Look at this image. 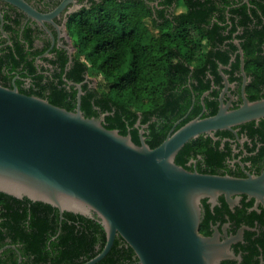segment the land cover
I'll return each instance as SVG.
<instances>
[{
	"label": "water",
	"instance_id": "1",
	"mask_svg": "<svg viewBox=\"0 0 264 264\" xmlns=\"http://www.w3.org/2000/svg\"><path fill=\"white\" fill-rule=\"evenodd\" d=\"M0 1L39 24L74 5V0H64L54 14L42 16L22 0ZM75 12L76 7L69 11ZM77 89L76 108L69 112L0 86V193L48 205L60 221L63 213L95 220L105 244L84 264L102 261L116 237L138 264H219L228 250L217 236L199 234L200 202L220 195L229 199L247 182L192 174L177 166L175 158L200 135L264 117V101L245 102L234 112L221 105L215 117L188 122L151 149L143 131L136 145L130 134L106 129L104 115L85 118L83 93Z\"/></svg>",
	"mask_w": 264,
	"mask_h": 264
},
{
	"label": "flooded vegetation",
	"instance_id": "2",
	"mask_svg": "<svg viewBox=\"0 0 264 264\" xmlns=\"http://www.w3.org/2000/svg\"><path fill=\"white\" fill-rule=\"evenodd\" d=\"M22 1L38 14L49 16L64 0ZM211 1L218 9L211 15V23L220 18L224 23L219 24L214 43L202 42V54L210 57L201 68L190 66L181 84L173 86V93L185 100L187 107L184 115L172 123L166 137L186 120L188 123L215 117L221 105L227 107L226 112H234L245 102L264 101V0ZM159 2H150L155 4L150 7L164 11ZM101 3L102 0H74V5H66L50 22L39 24L0 1V60L9 57V68L0 70V86L46 101L60 93L69 104H73V98L76 101L77 86L83 93L81 98L96 95L90 74L76 73V41L69 25L74 15ZM74 7L76 12L70 14ZM176 7L165 9V14H178ZM142 119V114H138L136 123ZM155 121L154 116L150 117L137 129L135 123L133 130L149 136L148 125ZM185 146L177 154L175 164L187 172L247 182L229 199L220 195L200 202L199 234L205 238L217 236L228 250L219 264H264V117L200 135ZM26 211L29 219L30 206ZM4 243L0 255L9 249L16 264H34V256H23L19 244L8 239Z\"/></svg>",
	"mask_w": 264,
	"mask_h": 264
},
{
	"label": "trees",
	"instance_id": "3",
	"mask_svg": "<svg viewBox=\"0 0 264 264\" xmlns=\"http://www.w3.org/2000/svg\"><path fill=\"white\" fill-rule=\"evenodd\" d=\"M174 5H182L184 11L166 15L165 9L171 11ZM158 6L164 11L143 0H102L74 15L69 25L76 41V73H98L108 84L106 92L97 89L96 95L81 98L84 117L107 115L102 123L106 129L122 136L130 134L138 145V131L133 130L138 114L143 116L141 124L154 116L156 121L148 125L149 136H144L151 149L164 141L172 123L185 113V100L175 96L173 86L181 84L190 66L201 68L210 57L202 54V42L214 43L219 24L224 23L222 18L211 23V15L218 13L211 0H160ZM8 59L0 60V70L9 68ZM48 102L69 112L76 104L75 98L69 104L60 93ZM29 206L32 215L28 219ZM5 239L19 244L23 256L33 255L34 264H84L105 244L104 231L95 220L63 213L60 221L58 211L48 205L0 193V249L6 245ZM0 257L6 258L0 264H16L12 250ZM98 264H138V260L116 237Z\"/></svg>",
	"mask_w": 264,
	"mask_h": 264
},
{
	"label": "rangeland",
	"instance_id": "4",
	"mask_svg": "<svg viewBox=\"0 0 264 264\" xmlns=\"http://www.w3.org/2000/svg\"><path fill=\"white\" fill-rule=\"evenodd\" d=\"M184 8L182 5H179L175 8V12L179 13V12H183ZM145 25L149 26L150 22L149 21H145L144 22ZM90 78L92 79V81L94 82L95 86L97 89H99L102 92H106L107 90V83L106 81L103 80L102 76L99 75L98 73H90Z\"/></svg>",
	"mask_w": 264,
	"mask_h": 264
}]
</instances>
